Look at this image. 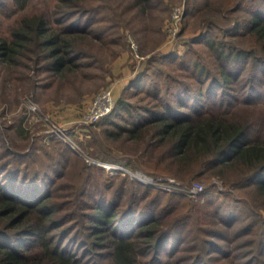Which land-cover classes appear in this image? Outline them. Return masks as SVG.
<instances>
[{"label": "trees", "instance_id": "1", "mask_svg": "<svg viewBox=\"0 0 264 264\" xmlns=\"http://www.w3.org/2000/svg\"><path fill=\"white\" fill-rule=\"evenodd\" d=\"M28 1L0 0V12L10 6L15 13ZM86 1L54 0L51 6L22 12L9 21L7 34L0 33V63L7 74L20 79L18 72L34 62L54 79H69L73 70L85 65L87 41L109 42L112 37L97 25L102 10ZM155 1L126 2L145 13ZM242 1L232 11L241 9ZM211 4L212 0H192L184 17L209 12ZM246 7L248 14L237 16L228 28L208 19L183 54L173 50L162 55V67L141 71L100 120L113 126L109 132L117 139L143 146L148 155L145 166L157 167L166 159L179 175H218L223 189L209 186L192 205L185 194H162L150 184L127 178L116 185L102 166L96 167L104 172L99 177L92 167L84 168L81 194L86 196V211L81 217L87 233L82 237L81 222L65 224L62 215L71 194L63 202L55 200L62 195L59 179L79 154L67 143L56 150L43 149L42 154L30 153L25 162L21 152H12L13 166L0 148V264H210L213 256L229 259L223 264H264V118L254 122L237 113L244 106L263 105L259 108L264 116V0H251ZM245 35L257 48L233 42ZM94 177L105 183L96 193L90 192ZM201 213L221 225L205 227L209 221L200 220ZM253 242L256 255L234 253ZM191 248L195 254L180 255ZM249 255L244 263L238 261Z\"/></svg>", "mask_w": 264, "mask_h": 264}, {"label": "rangeland", "instance_id": "2", "mask_svg": "<svg viewBox=\"0 0 264 264\" xmlns=\"http://www.w3.org/2000/svg\"><path fill=\"white\" fill-rule=\"evenodd\" d=\"M126 1L124 0V4H120L119 0L86 1L89 6H95V8H99L98 10H102L99 11L102 13L97 25L103 27L107 34L111 33L112 37L106 40L109 42H102L93 38L87 41L86 45L89 55L82 59L85 65L73 70L69 79H54L45 69L38 70L37 67L33 66L34 62L31 63L32 67L26 69V71L18 72L20 79H17L16 76H10L11 73L7 74L6 66L0 63L1 152H4L5 159L10 160V164L15 166V161L12 162L15 158L12 152H21L25 157L30 153L33 155L42 154L43 149L56 150L58 146L63 147L64 144H68L63 139V134L77 144L78 150L68 144L79 156L76 157V160L69 163L68 168L65 170V176L59 179L58 182L62 183V188L58 192L62 195L56 196L55 200L63 202L66 200L67 195L71 194L69 195L70 203L75 205L66 203L67 205L63 208L62 215L64 214L63 217H66L64 218L65 224L81 222L82 237H86L87 233L85 228L86 220L82 218L84 217L82 215L83 211H86L83 209V198L86 196L84 197L81 194L82 184L86 176L85 171H83L84 168L92 167L94 172L96 170L94 175L99 177L104 172L96 167L102 166L106 173L113 175L116 185L123 178H127L130 181L139 180L133 177L130 174L131 172H144L164 180L173 177L184 186L202 182L204 189L213 184L219 190L224 187L222 179L218 175L211 174L210 177H207L210 172L202 177L196 175L187 176L184 171L179 175L173 168H169V164L165 162L166 159L163 160V163H157V167L150 168L145 166L143 160H148V155L142 151L143 146L135 144L132 139H117L118 137H115L116 134L109 132V130L113 129V126L107 121H99L95 124L83 122V113L95 96L113 82L117 83L115 90V96H117L130 82H134L145 68L152 70L154 67H162V55L173 52L174 46L176 47L174 48L175 52L183 54L190 47L192 38L198 36L204 30L206 23L209 21L208 19L215 20L222 29L232 26L237 16L242 18L248 14L246 4L251 0H243L242 3L245 2L244 6L236 12L232 10H234V7L239 6L240 0H212L211 7L213 10L207 12V9L191 14L186 18L184 15L188 4L192 0H156L154 6L145 11V13H141L139 7H131ZM53 2L54 0H29L25 9L17 10L15 13H12V7V9L9 8L10 6L7 7L6 13L0 12V33L7 34L8 22L18 14L51 6ZM177 8L183 9V17L177 33V41L174 45V41H171L170 38L169 28L174 10ZM222 29H218V31L222 33ZM247 37L249 35L232 39L233 42H237L245 48H257L254 45L255 42L253 43V39ZM6 78L8 79L6 80ZM129 97L133 101L138 99L137 96ZM139 101L142 102L143 100L140 99ZM32 105L39 107L38 113L33 112L31 109ZM260 106L263 105L251 104L248 107L244 106L239 108L237 113H241L242 116L245 115L246 117L250 116L254 122L258 121V119L263 122L264 116L262 108H259ZM243 109L248 112L242 113L244 112L242 111ZM50 123L58 127L61 132L54 134L49 132ZM61 133L63 134L60 135ZM57 139L60 142L55 141ZM71 140L68 141L71 142ZM86 155L90 157L89 159L95 161L90 162L87 160ZM106 157L114 159H106ZM28 158H23V162L28 161ZM111 160H118V163ZM156 160H158L157 157ZM128 161L132 162L133 165L124 163ZM92 164L98 166H91ZM103 164H118L129 171H113ZM90 184L92 189L90 192L96 193L105 188L103 178L95 179L94 177L91 179ZM150 186L161 190L162 194H165L164 192L182 193L179 190L168 191L151 184ZM185 195L190 198L192 205L200 198ZM245 195L250 197L248 192ZM236 196L239 197V194H236ZM250 200L252 201L253 198H250ZM260 207L258 209L259 212H261ZM203 208H206V206ZM201 215L199 217L200 220L205 219V222H210H207L205 227L213 226V224L221 225L212 217H203L202 213ZM61 229L62 227L59 228V230ZM229 235H233L232 231H229ZM192 244L197 245L198 243L191 241ZM234 244L236 242L230 243L228 247L231 246L232 248ZM241 246L234 251L235 254L250 253L251 255H256L258 253L257 243L255 242ZM96 250L101 251L103 249L97 247ZM195 253V250L191 248L181 251L180 255H192ZM251 255L248 257L239 256L238 261L244 263ZM212 259L210 264H223L226 260H229L223 257L221 259L219 257L215 258L214 256ZM98 260L106 262V259L100 258ZM187 262L184 261L183 264H187ZM253 263L259 264L257 260Z\"/></svg>", "mask_w": 264, "mask_h": 264}, {"label": "built area", "instance_id": "3", "mask_svg": "<svg viewBox=\"0 0 264 264\" xmlns=\"http://www.w3.org/2000/svg\"><path fill=\"white\" fill-rule=\"evenodd\" d=\"M182 17H183L182 8H177L176 10H174L173 19L170 22L171 25L169 28L170 35H171L170 38H171V41H174L173 43L174 45L176 44V41H177V37H178L177 33L180 29ZM174 48L176 47L174 46L172 50H174ZM116 87H117V83L113 82L107 88H105L104 90H102L100 93H98L95 96V98L90 102L87 109L83 113V122L95 124L113 110L115 106V101H116L115 95H114ZM31 109L33 110V112L38 113L37 110L39 109V107L37 105H32ZM49 127L50 129L48 131L53 134L61 132V130L58 127H56L53 123H50ZM62 134L63 133H61L60 135ZM62 137L74 149L76 150L79 149L77 144H75L70 138H68L67 135L65 136L63 134ZM68 140H71V142H69ZM86 158L90 162L95 161V160L89 159L90 157L87 155H86ZM104 166H106L109 169H112L113 171H119V170L129 171V170H126L124 166H121L118 164H113V165L106 164ZM130 174L133 177H136L137 179L145 183L157 186L161 189L168 190V191H178L179 190L180 192L185 193L193 198L200 197L204 190V185L202 184V182H195L189 186H184L177 179L173 177L167 180H164V179L155 178L144 172H131Z\"/></svg>", "mask_w": 264, "mask_h": 264}]
</instances>
